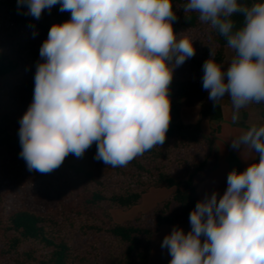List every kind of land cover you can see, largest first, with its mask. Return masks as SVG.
Returning a JSON list of instances; mask_svg holds the SVG:
<instances>
[{"label": "clouds", "instance_id": "clouds-1", "mask_svg": "<svg viewBox=\"0 0 264 264\" xmlns=\"http://www.w3.org/2000/svg\"><path fill=\"white\" fill-rule=\"evenodd\" d=\"M40 19L59 5L70 19L53 24L39 49L33 99L20 119V156L29 171L50 173L69 154L80 158L93 143L94 159L127 166L161 146L171 122L174 70L195 56L193 40L173 28L172 0H17ZM227 40L235 56L225 70L203 65L202 85L214 106L226 96L233 123L240 110L264 103V0H187ZM243 17L236 29L233 16ZM231 147L258 159L227 176L226 191L206 195L190 212L191 230L173 227L161 247L169 264H264V124H252Z\"/></svg>", "mask_w": 264, "mask_h": 264}, {"label": "trees", "instance_id": "trees-1", "mask_svg": "<svg viewBox=\"0 0 264 264\" xmlns=\"http://www.w3.org/2000/svg\"><path fill=\"white\" fill-rule=\"evenodd\" d=\"M172 3L174 31L189 36L196 51L174 70L164 144L127 166L112 167L94 159L93 143L82 157L69 154L59 168L39 173L29 171L20 156L19 122L33 99L40 46L50 27L69 20L70 13L56 5L37 20L17 0H0L6 23L0 30V264H148L161 228L189 222L200 201L197 187L217 166V130L203 132L198 124L186 123L181 112L199 105L201 121L223 119L221 100L214 106L203 89L202 65L209 48L222 65L228 45L198 13L184 12L187 0ZM232 19L236 29L243 25L242 16ZM252 104L264 119V103ZM153 188L171 192L131 220L113 218L111 209L127 211Z\"/></svg>", "mask_w": 264, "mask_h": 264}, {"label": "crops", "instance_id": "crops-1", "mask_svg": "<svg viewBox=\"0 0 264 264\" xmlns=\"http://www.w3.org/2000/svg\"><path fill=\"white\" fill-rule=\"evenodd\" d=\"M223 119L217 122H205V131L212 129L217 130V166L210 173L209 177L201 182L197 187V192L200 200L204 199L206 195H210L212 192H217L220 196L226 191L227 188V176L233 169L229 166L227 161L231 157H235L239 164L236 165V169L239 172H243L249 164L257 159V154L247 148L241 147L240 149H233L231 147L232 139L238 137L242 131L246 130L250 125L264 124V120L259 115L252 105H248L244 108V113L240 111V119L233 123L232 115L233 108L227 102L222 103ZM219 154L221 155L219 158ZM223 159H225L223 163ZM165 190V191H157ZM171 190L167 188L151 189L143 196L141 203L135 206L131 210L135 215L140 211H147L154 207L158 202L165 199ZM174 226H163L160 232L157 234L153 241V252L149 260V264H169L171 256L166 248H162L161 244L164 237L171 233ZM182 228L185 233L191 230L190 222L182 225L175 226Z\"/></svg>", "mask_w": 264, "mask_h": 264}, {"label": "rangeland", "instance_id": "rangeland-1", "mask_svg": "<svg viewBox=\"0 0 264 264\" xmlns=\"http://www.w3.org/2000/svg\"><path fill=\"white\" fill-rule=\"evenodd\" d=\"M6 23L3 22V19L0 18V30H4L6 27L5 25ZM234 58V50L231 49L229 46L226 47V57H225V61L224 63L221 65L225 70L227 69V67L230 65V62L231 60ZM223 102H227L231 105V107L233 108L231 102L226 99V98H222L221 99V104ZM253 106V104H250ZM254 107V106H253ZM255 109V108H254ZM244 110V108H243ZM199 111H200V106H195V107H191V108H185L182 110L181 112V117L182 119L186 122V123H196L200 126V129L203 131V132H209V131H205V122H208V121H201L200 118H199ZM241 111V110H240ZM241 112H244V111H241ZM257 112V111H256ZM258 113V112H257ZM259 114V113H258ZM260 115V114H259ZM263 118V117H262ZM264 120V119H263ZM221 155L219 154V158H222L220 157ZM225 159H223V163H224ZM227 163H229V166L234 169L236 168V165L239 164L237 159L235 157H231L229 158V160L227 161ZM153 189H158V188H153ZM150 191V190H149ZM148 191V192H149ZM157 191H165V190H157ZM147 192V193H148ZM169 196V195H168ZM161 202V201H160ZM159 203V202H158ZM157 203V204H158ZM139 205V204H138ZM137 205V206H138ZM135 207V206H134ZM133 207V208H134ZM132 209V208H131ZM127 210V211H124V210H121V209H116V208H113L110 210L111 212V215L113 216V218L117 221V222H123V221H126V220H131L133 219L135 216H137V214L141 213V212H146V211H140L138 213H136L135 215L133 214L134 211L136 210ZM150 210V209H149ZM148 211V210H147ZM178 226V225H177ZM160 232V231H159ZM157 236V234L155 235V237ZM155 237L153 238V241L155 239ZM153 241H152V251H151V255H152V252H153ZM151 255L149 257V260L151 258ZM154 262L152 261V264ZM149 264V262H148Z\"/></svg>", "mask_w": 264, "mask_h": 264}]
</instances>
